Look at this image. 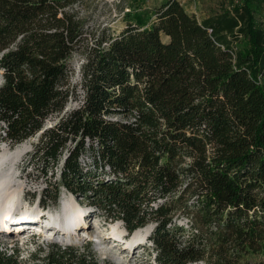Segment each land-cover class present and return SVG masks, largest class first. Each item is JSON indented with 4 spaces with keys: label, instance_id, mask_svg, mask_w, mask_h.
<instances>
[{
    "label": "trees",
    "instance_id": "16d2710c",
    "mask_svg": "<svg viewBox=\"0 0 264 264\" xmlns=\"http://www.w3.org/2000/svg\"><path fill=\"white\" fill-rule=\"evenodd\" d=\"M83 1L0 0V138L37 136L30 164L59 168L41 207L62 186L127 235L152 222L157 264H264V0L201 20L178 0L149 17L129 8L93 44ZM55 249L41 264H97L89 248Z\"/></svg>",
    "mask_w": 264,
    "mask_h": 264
},
{
    "label": "rangeland",
    "instance_id": "374dc122",
    "mask_svg": "<svg viewBox=\"0 0 264 264\" xmlns=\"http://www.w3.org/2000/svg\"><path fill=\"white\" fill-rule=\"evenodd\" d=\"M84 0L82 3H79L74 6V9L80 12V15L87 17L86 21V41L88 44H93L95 42L94 35L97 36L99 31L103 28H107L109 34L114 35L124 28L126 24L127 18L124 17L125 9L131 8V12L136 13L139 12L143 14L144 17H149L153 8L158 6L165 0H145L140 3L139 0ZM184 9L190 13L195 15L198 19H203L208 15H214L224 8H229L234 3H237L240 0H178ZM135 2V3H134ZM131 4V5H130ZM153 17V16H152ZM130 18V17H128ZM257 19L258 22H262L264 20V5L258 7L257 10ZM83 53V52H82ZM84 60V56L81 53H75L73 58L71 59V65L74 69V72L71 77L72 84H75L79 80V69ZM0 82H1V71H0ZM76 93H81L79 88H77ZM81 99V97H80ZM80 104V100L78 98L71 97L65 107V110L72 109ZM117 117H114V119ZM56 120V117H51L46 121V126L52 125ZM2 125V124H1ZM0 135L1 131H0ZM1 137V136H0ZM37 141V136L26 139L21 143L28 144L30 147L23 154L20 160L16 164V168L14 169L15 173V182L22 184V193L20 199L18 198V207L22 210L27 209L26 214L28 217H34L39 215L42 220L47 219L48 211H60L61 202L65 197H68L69 193L64 187L61 186V193L59 200L56 204L53 202H49V205L45 208H42L40 205V196L42 189L46 186V180L52 182H59V168L53 169L52 172L43 176L39 170L35 167V165L30 164V152L33 150V143ZM19 143V144H21ZM18 145V144H17ZM16 146V145H15ZM14 146V147H15ZM12 147V148H14ZM4 148H10L1 138H0V151ZM11 149V148H10ZM91 161V156L88 154H84L81 158L82 165L86 167ZM104 177V174L102 175ZM71 194V193H70ZM81 208H85L86 211L83 214L86 216L84 219L88 225V231L92 234L99 233L101 230L110 228V225L115 222H119L123 229V222L118 220L114 221H106L104 218L96 214L93 210V207H90L87 204V199L81 196L75 197L72 195ZM31 210V211H30ZM38 212V213H37ZM87 217V218H86ZM32 220L34 218H28ZM179 224H182L186 228L188 227L187 220L185 218H179ZM154 223L149 222L146 225L153 226ZM21 231L27 232L31 231V229H22ZM96 231V232H95ZM0 247L4 249L12 248L16 254V257L26 255L29 253L32 260L39 259L42 257H46L47 254L51 251H55V247L59 249H67L68 247H72L77 249L80 252L87 250L88 248L92 251L97 261V264H157L154 257V250L152 249L151 243L149 241L143 242L138 245L135 250H122L120 246L114 247L111 246L116 241L110 239H101L102 245L106 246L109 249L110 253L113 254H103L97 247L96 242L91 240H81L79 243L73 244H59L56 241H47L44 242L38 237H25L19 238L20 232L16 235L14 231L3 232L0 231ZM32 233V232H30ZM14 235V236H13ZM42 236L43 235H37ZM128 236L125 230V237ZM104 241V242H103ZM110 241V242H109ZM113 247V248H112ZM112 249V251H111ZM118 256V257H117ZM115 257V258H114ZM117 257V258H116Z\"/></svg>",
    "mask_w": 264,
    "mask_h": 264
},
{
    "label": "bare ground",
    "instance_id": "6f19581e",
    "mask_svg": "<svg viewBox=\"0 0 264 264\" xmlns=\"http://www.w3.org/2000/svg\"><path fill=\"white\" fill-rule=\"evenodd\" d=\"M29 147L28 144L21 143L14 148H4L0 151V231L21 233L22 229L32 228L42 234L45 240L64 245L79 243L85 239L91 240L96 242L95 244L103 254L113 253H110L109 247L106 248L107 245H102L101 239L116 241L111 246H120V249L128 251L135 250L138 245L148 241L150 225L139 227L126 237L125 229L119 222L112 223L110 228L101 230L99 233H90L89 225L82 219L86 209L79 207L77 200L70 193L62 200L60 211L47 212V219L42 220L39 215L28 217L26 214L28 210L18 207V198L20 199L23 186L15 182L14 169ZM73 228L75 229L72 231Z\"/></svg>",
    "mask_w": 264,
    "mask_h": 264
},
{
    "label": "built area",
    "instance_id": "2783aa9c",
    "mask_svg": "<svg viewBox=\"0 0 264 264\" xmlns=\"http://www.w3.org/2000/svg\"><path fill=\"white\" fill-rule=\"evenodd\" d=\"M126 8L127 9H125V11H123L124 13L128 12L130 10L128 7H126ZM25 237H29V238L32 237L33 238L34 236L32 234H30V235L21 236L20 238H25ZM35 237H38L42 241L46 242L45 239H42V236H35ZM20 238H18V240ZM0 252L5 253L7 256L13 257L17 261L18 264H41L42 263V259L44 258V257H42L40 261H39V259L32 260L31 259L32 255H30L29 253H27L26 255H23V256L21 255L19 257H16V254H15V252H14V250L12 248L4 249V248L0 247Z\"/></svg>",
    "mask_w": 264,
    "mask_h": 264
},
{
    "label": "water",
    "instance_id": "95a60500",
    "mask_svg": "<svg viewBox=\"0 0 264 264\" xmlns=\"http://www.w3.org/2000/svg\"><path fill=\"white\" fill-rule=\"evenodd\" d=\"M152 229H153V226H150V231H152Z\"/></svg>",
    "mask_w": 264,
    "mask_h": 264
}]
</instances>
